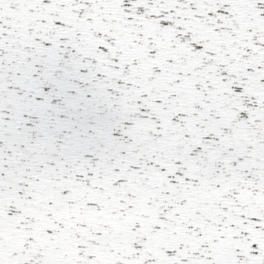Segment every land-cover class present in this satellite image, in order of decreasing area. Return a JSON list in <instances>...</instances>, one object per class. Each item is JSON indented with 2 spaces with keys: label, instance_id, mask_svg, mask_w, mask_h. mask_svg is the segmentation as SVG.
Listing matches in <instances>:
<instances>
[{
  "label": "snow or ice",
  "instance_id": "6c2138e0",
  "mask_svg": "<svg viewBox=\"0 0 264 264\" xmlns=\"http://www.w3.org/2000/svg\"><path fill=\"white\" fill-rule=\"evenodd\" d=\"M0 264H264V0H0Z\"/></svg>",
  "mask_w": 264,
  "mask_h": 264
}]
</instances>
